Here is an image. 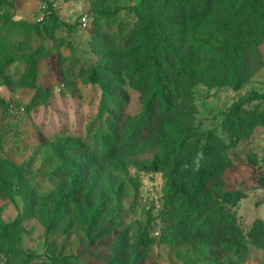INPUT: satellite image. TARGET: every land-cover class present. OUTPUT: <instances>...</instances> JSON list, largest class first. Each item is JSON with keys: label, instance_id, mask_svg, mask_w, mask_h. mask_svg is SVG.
Returning <instances> with one entry per match:
<instances>
[{"label": "rangeland", "instance_id": "obj_1", "mask_svg": "<svg viewBox=\"0 0 264 264\" xmlns=\"http://www.w3.org/2000/svg\"><path fill=\"white\" fill-rule=\"evenodd\" d=\"M6 2L0 161L18 169L0 187V264H264V123L251 117L264 113V66L235 89L226 59L204 63L172 26L173 0ZM149 55L174 90L146 114L155 67L134 66ZM242 99L254 119L233 135L225 119ZM191 114L229 146L248 237L238 251L183 242L169 215L161 121L174 131Z\"/></svg>", "mask_w": 264, "mask_h": 264}, {"label": "trees", "instance_id": "obj_2", "mask_svg": "<svg viewBox=\"0 0 264 264\" xmlns=\"http://www.w3.org/2000/svg\"><path fill=\"white\" fill-rule=\"evenodd\" d=\"M173 1L177 15L172 26L180 29L183 41L204 63L216 57L225 58L235 89L264 66V0ZM5 3L6 0H0V5ZM150 59L155 62L148 64ZM142 64L155 67L150 73L156 81L152 84L153 94L145 100V113L148 114L161 95L169 104L174 89L159 58L149 55L136 63L134 69L140 70ZM190 91L183 92L187 99L191 97ZM243 104L244 99L236 102L225 119V126L232 134L243 127L246 120L255 118L257 123H264V113L261 118H258L260 115L249 118V111L242 112L246 111ZM189 123L187 127L177 124L172 131L175 122L168 118L161 121V129L166 131L160 136V158L167 178L165 198L169 215L175 220L176 228L182 231L183 242L212 239L224 251H238L248 237L235 208L244 192L226 185L225 172L231 165L229 146L213 130L195 126L192 114ZM0 162L3 168L0 169L1 187L18 167L7 160ZM66 259L64 264H71ZM32 260L29 256L21 264H29ZM120 264L134 262L120 261Z\"/></svg>", "mask_w": 264, "mask_h": 264}]
</instances>
